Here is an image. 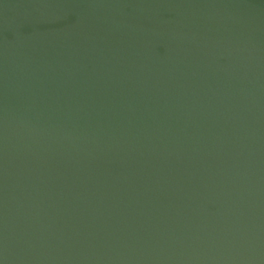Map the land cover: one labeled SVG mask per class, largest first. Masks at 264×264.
<instances>
[{
  "label": "water",
  "instance_id": "water-1",
  "mask_svg": "<svg viewBox=\"0 0 264 264\" xmlns=\"http://www.w3.org/2000/svg\"><path fill=\"white\" fill-rule=\"evenodd\" d=\"M0 264H264V0H0Z\"/></svg>",
  "mask_w": 264,
  "mask_h": 264
}]
</instances>
